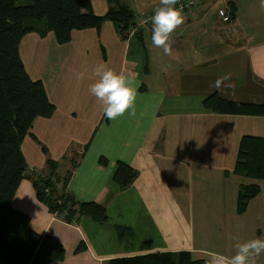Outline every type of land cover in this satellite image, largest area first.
I'll use <instances>...</instances> for the list:
<instances>
[{"label":"crops","instance_id":"obj_1","mask_svg":"<svg viewBox=\"0 0 264 264\" xmlns=\"http://www.w3.org/2000/svg\"><path fill=\"white\" fill-rule=\"evenodd\" d=\"M119 1L135 14L127 39L107 19L100 29L73 30L65 44L54 32H29L19 48L31 78L43 81L56 106L51 117L34 120L23 140L29 168L44 172L47 158L59 161L61 179L72 172L66 191L102 205L108 219L63 220L38 198L29 178L12 205L29 216L34 231L63 244L64 259L49 264H108L177 251L194 259L210 260L214 252L230 257L237 243L264 239V179L234 172L242 138H264V116L215 112L204 101L217 93L264 103V7L260 0H205L188 8L166 55L152 43V22H142L160 0ZM91 2L95 13H108V0ZM99 64L136 77L134 115L104 117L89 92ZM119 162L137 171L126 189L114 180ZM249 184L260 192L239 213L240 187ZM81 244L86 248L78 251ZM255 264H264V253Z\"/></svg>","mask_w":264,"mask_h":264},{"label":"trees","instance_id":"obj_2","mask_svg":"<svg viewBox=\"0 0 264 264\" xmlns=\"http://www.w3.org/2000/svg\"><path fill=\"white\" fill-rule=\"evenodd\" d=\"M108 1V13L99 15L94 12L91 0H0V264H49L66 255L58 239L34 231L29 216L13 207L12 200L24 178L33 181L38 198L50 211L69 223L83 216L97 222L108 219L105 207L93 201L80 202L66 191L72 172L61 179L56 172L59 166L56 160L47 158L49 173L45 176L29 168L22 151L23 140L34 120L51 117L56 106L43 81L31 78L19 50L22 38L29 32L41 35L54 32L58 43L65 44L72 39L73 30L100 29L107 19L127 39L136 25L135 14L119 0ZM204 104L215 112L264 116V103L231 101L217 93L207 97ZM43 149L47 152L45 146ZM100 162L108 163L103 157ZM234 172L264 179V138L251 135L242 138ZM136 177L134 168L119 162L114 180L120 188H128ZM61 181L59 188L55 183ZM259 192L258 184L242 185L238 212H245L249 201ZM85 248L81 244L78 251ZM207 260L194 259L190 251H177L118 257L108 264H206Z\"/></svg>","mask_w":264,"mask_h":264},{"label":"clouds","instance_id":"obj_3","mask_svg":"<svg viewBox=\"0 0 264 264\" xmlns=\"http://www.w3.org/2000/svg\"><path fill=\"white\" fill-rule=\"evenodd\" d=\"M179 0H160L151 17L152 36L151 40L156 47H162L164 53L170 54L169 43L173 31L184 22L182 10L177 8ZM264 7V0H260ZM98 78L89 86V92L101 104L104 117L115 120L129 113L134 115L137 99V89L133 86L136 77L131 74L117 72L107 64H99L94 69ZM85 73H77L78 79H84ZM223 80L229 79L226 75ZM221 81H217L219 87ZM264 253V239L256 238L236 244V252L232 256L221 253H210V260L206 264H255V258Z\"/></svg>","mask_w":264,"mask_h":264},{"label":"built area","instance_id":"obj_4","mask_svg":"<svg viewBox=\"0 0 264 264\" xmlns=\"http://www.w3.org/2000/svg\"><path fill=\"white\" fill-rule=\"evenodd\" d=\"M205 0H179L178 4L176 5L177 8H180L182 12H184L188 8H192L198 5H201ZM153 14L145 16L143 18L144 23L151 22V17ZM230 31H235L234 26H230Z\"/></svg>","mask_w":264,"mask_h":264},{"label":"rangeland","instance_id":"obj_5","mask_svg":"<svg viewBox=\"0 0 264 264\" xmlns=\"http://www.w3.org/2000/svg\"><path fill=\"white\" fill-rule=\"evenodd\" d=\"M36 32H37V31H36ZM43 147H44V146H43ZM57 162L59 163V161H57ZM58 168H59V166H58ZM56 172H57V171H56ZM37 173H38V174H39V173H42L43 176H45L46 174L48 175L49 171H48L47 166H46L44 172H43V171H37ZM57 174H58V173H57ZM65 174H67V172H65ZM65 174H63V177L65 176ZM63 177H62V178H63ZM56 183H57V184H56ZM56 183H55V185H56L57 187L60 188L59 183H58V182H56ZM61 185H62V184H61ZM59 193H60L59 196L62 195L61 192H59ZM59 198H60V197H59ZM60 202H61V201H60ZM58 203H59V202H58Z\"/></svg>","mask_w":264,"mask_h":264},{"label":"bare ground","instance_id":"obj_6","mask_svg":"<svg viewBox=\"0 0 264 264\" xmlns=\"http://www.w3.org/2000/svg\"><path fill=\"white\" fill-rule=\"evenodd\" d=\"M231 14V13H230Z\"/></svg>","mask_w":264,"mask_h":264}]
</instances>
